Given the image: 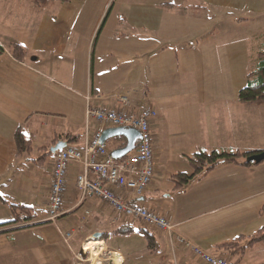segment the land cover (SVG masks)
<instances>
[{"label":"crops","instance_id":"1","mask_svg":"<svg viewBox=\"0 0 264 264\" xmlns=\"http://www.w3.org/2000/svg\"><path fill=\"white\" fill-rule=\"evenodd\" d=\"M0 2V193L11 203L32 206V222L39 223L0 235L15 240L16 233L37 229L39 244L50 246L63 240L59 222L73 220V213L76 227L67 224L66 230H72L70 240L77 249L63 240L74 258L71 264H94L92 255L85 260L75 255L93 238L101 241L95 248L99 260L104 254H110L103 258L109 264L130 258L112 250L107 240L122 225L136 227L102 200L80 201L78 163L70 166L58 225L47 220L55 159L50 148L59 140L83 146L87 94L99 107L119 110L116 95L126 94L128 111L138 110L144 101L156 108L150 121L153 179L143 196L127 193L131 200L167 217L176 233L223 257L229 253L217 249L218 244L264 227V161L219 164L181 187L171 180L176 173L193 172L189 156L200 149L264 151V107L238 100L253 54L244 36L233 34L251 13H264V0H68L43 10L33 0ZM210 8L222 19L207 14ZM12 42L25 48L22 59L9 51ZM18 128L32 142L30 153H19ZM73 136L79 139L69 141ZM11 219L9 205L0 201V223ZM150 230L156 240L148 249L158 264H196L198 258L185 245L171 244L163 232ZM86 249L84 245L87 255ZM233 255L243 258L237 264H264V245Z\"/></svg>","mask_w":264,"mask_h":264},{"label":"built area","instance_id":"2","mask_svg":"<svg viewBox=\"0 0 264 264\" xmlns=\"http://www.w3.org/2000/svg\"><path fill=\"white\" fill-rule=\"evenodd\" d=\"M86 122L83 146H69L55 152L52 166L49 212L47 220L57 224L65 212L64 203L70 166L78 163L82 171L76 175V186L81 192L80 201L86 198L102 200L115 212L125 218L139 220L142 226L163 232L171 244L179 241L198 258L196 264H230L220 255H215L194 241L176 233V225L154 209L131 200L127 193L143 196L150 186L155 169L151 119L157 114L156 108L143 102L138 110H126L129 96L117 94L116 100L122 106L115 108L99 107L86 95ZM133 127L141 135L139 145L126 156L115 159L106 142H102L103 131L110 127ZM69 244L72 230L60 232ZM159 264H177L176 261H163Z\"/></svg>","mask_w":264,"mask_h":264},{"label":"trees","instance_id":"3","mask_svg":"<svg viewBox=\"0 0 264 264\" xmlns=\"http://www.w3.org/2000/svg\"><path fill=\"white\" fill-rule=\"evenodd\" d=\"M36 9H45L56 2H66L68 0H33ZM9 51L18 59H22L26 50L22 44L12 42L8 45ZM4 48L0 46V53ZM238 100L244 104H260L264 106V40L263 46L254 55L251 56V66L247 73V84L238 92ZM69 137V136H68ZM122 136H118L121 138ZM79 136L69 138V141L77 140ZM15 141L18 146L19 153H30L33 150L32 142L28 139L21 128L17 129ZM120 144L119 146H123ZM258 151H241V150H205L200 149L189 156V162L193 167L192 173L179 172L171 177L175 187L185 185L191 178L196 175L204 177L210 170L219 164L234 163L239 165L258 164L252 159V156ZM36 161H38L36 159ZM0 201L7 203L12 211L13 219L0 223V234L7 231L21 229L38 225L39 223L32 222L35 218V212L32 206L23 203H11L5 199L0 193ZM264 209V208H263ZM14 225L10 228L7 226ZM136 231L132 226L125 224L120 226L116 233L128 234ZM143 232L149 248H152L155 243V233L145 226H140L137 230ZM255 245H264V227L260 228L255 233L249 236H237L226 240L216 246L217 249L228 252L229 254H243L249 247ZM1 264V263H0Z\"/></svg>","mask_w":264,"mask_h":264},{"label":"rangeland","instance_id":"4","mask_svg":"<svg viewBox=\"0 0 264 264\" xmlns=\"http://www.w3.org/2000/svg\"><path fill=\"white\" fill-rule=\"evenodd\" d=\"M2 2H0V14L3 10ZM207 14L214 15L220 17L222 19L223 14L221 16L218 15V12L214 11L213 8H210L207 11ZM2 15V14H1ZM232 15H236L233 13ZM249 22L242 26L236 27L233 29V34L244 36L246 45L248 46V50L253 55L263 46L264 40V13L262 14H254L251 13ZM263 106V105H262ZM264 107V106H263ZM126 142L125 137L118 138V136L110 137L107 140V144L115 148L118 145ZM36 154L37 152H33ZM31 168V165L28 166ZM41 213L45 212V209H40ZM83 209L81 210V212ZM77 213V212H76ZM73 220H65L64 222H59V230L60 232H66V225L68 227L75 228L76 215L71 214ZM65 218V217H64ZM128 221L132 223L136 227V231L128 234L117 233L110 240H107V244L109 247L113 249H119L123 255H130V258H127L125 264H158L159 259L155 257V253L148 249V241L143 232H138V228L140 224L129 218ZM155 230V229H153ZM38 231L37 229H29L26 231H20V233H16L15 240L7 239V237H3L6 235H0V254L9 255L6 259L0 257L1 264H71L73 261V256L68 248L67 244L62 240L61 242L52 244L50 246H46L45 243L39 244L40 235L39 233H35ZM88 234V232H86ZM9 234V233H8ZM11 234V233H10ZM89 236V235H88ZM95 239V238H93ZM159 240V238H158ZM72 240H70L69 244L72 245V249H77L73 244ZM85 244H81L80 249L75 250V255L77 258H81L82 260L87 259L88 255H93L90 252L86 255L82 250V247ZM56 257V262H53V256ZM110 254H104L101 256L102 260L95 259L91 260L94 264H109L107 258ZM224 257L229 259L230 262L237 264L238 258L240 261L243 258L237 257V255L233 254H224ZM79 258V259H80ZM96 258V257H95ZM48 260V261H47ZM246 261V260H245ZM78 262V261H77ZM99 262V263H98ZM76 263V260H75ZM87 264V263H84ZM249 264V263H245Z\"/></svg>","mask_w":264,"mask_h":264},{"label":"water","instance_id":"5","mask_svg":"<svg viewBox=\"0 0 264 264\" xmlns=\"http://www.w3.org/2000/svg\"><path fill=\"white\" fill-rule=\"evenodd\" d=\"M114 136H122L126 139L124 146L112 150L111 154L115 159L122 158L134 150L139 145L141 139L140 132L136 128L119 126L105 129L103 131L101 141L106 142L110 137ZM67 145L68 143L66 141L59 140L54 146L50 148V152L55 153ZM252 159L257 162L264 161V151L257 152L252 156Z\"/></svg>","mask_w":264,"mask_h":264},{"label":"bare ground","instance_id":"6","mask_svg":"<svg viewBox=\"0 0 264 264\" xmlns=\"http://www.w3.org/2000/svg\"><path fill=\"white\" fill-rule=\"evenodd\" d=\"M98 244H101V241L95 240V239H90L88 242L85 244V248H87V252H92L93 255L90 257V260H95L98 259V256H96V251L95 248ZM104 250V249H103ZM116 254V253H115ZM120 255V254H119ZM116 256V255H115ZM118 256V255H117ZM96 257V258H95ZM118 260V259H117ZM116 260V261H117Z\"/></svg>","mask_w":264,"mask_h":264}]
</instances>
